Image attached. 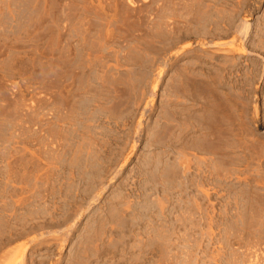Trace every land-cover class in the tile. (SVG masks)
I'll list each match as a JSON object with an SVG mask.
<instances>
[{"label":"rangeland","instance_id":"374dc122","mask_svg":"<svg viewBox=\"0 0 264 264\" xmlns=\"http://www.w3.org/2000/svg\"><path fill=\"white\" fill-rule=\"evenodd\" d=\"M0 264H264V0H0Z\"/></svg>","mask_w":264,"mask_h":264},{"label":"bare ground","instance_id":"6f19581e","mask_svg":"<svg viewBox=\"0 0 264 264\" xmlns=\"http://www.w3.org/2000/svg\"><path fill=\"white\" fill-rule=\"evenodd\" d=\"M247 24H248V23H247ZM246 27L249 28V25H245V28H246ZM246 30H247V29H246Z\"/></svg>","mask_w":264,"mask_h":264}]
</instances>
